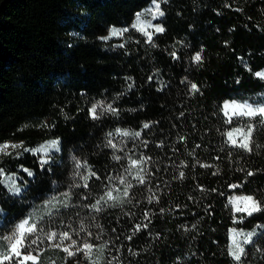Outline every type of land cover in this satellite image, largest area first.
<instances>
[{"label": "trees", "instance_id": "obj_1", "mask_svg": "<svg viewBox=\"0 0 264 264\" xmlns=\"http://www.w3.org/2000/svg\"><path fill=\"white\" fill-rule=\"evenodd\" d=\"M150 2L0 0V143L27 148L59 140L43 166L23 149L0 157V168L19 174L23 187L14 194L0 177L1 228L9 233L44 201L71 190L68 206L48 221L89 229L96 245H105L94 250L98 264H237L228 249L233 228L256 229L240 264H264V211L234 221L228 202L252 195L264 208V125L259 117L229 124L222 111L231 98L264 103V79L255 76L264 68V0H159L165 31L148 43L131 23ZM113 26L129 30L100 39ZM99 102L117 111L97 108L93 119L89 110ZM249 122L257 126L251 152L226 142L230 126ZM117 129L140 136L121 146L108 135ZM73 157L96 173L87 188L76 173L88 169H77ZM147 157L145 182H129V160ZM129 183V195L102 211L86 207ZM42 248L51 254L40 264H89L83 254L66 260L47 240Z\"/></svg>", "mask_w": 264, "mask_h": 264}, {"label": "snow or ice", "instance_id": "obj_2", "mask_svg": "<svg viewBox=\"0 0 264 264\" xmlns=\"http://www.w3.org/2000/svg\"><path fill=\"white\" fill-rule=\"evenodd\" d=\"M153 8H149L146 11H148L153 19H156L157 16H163L164 12L160 8L159 0H151ZM144 15L143 12L136 14V20L135 23H133L132 27L135 28L137 31L141 32L144 36L147 37V42L152 43V35L153 33L148 31L149 28H154V31L156 33H162L165 31L164 27L162 25H152L150 22L147 24L145 21L141 19V17ZM128 28H116L112 27L110 29V33L108 36L100 37L102 40H109L112 37H123L124 33L127 32ZM119 47H124L123 44H120ZM173 58L176 57V53H171ZM195 62H200L202 60V56L200 53H196L193 57ZM255 76L261 79H264V71H259L255 73ZM131 87V85H129ZM191 90L195 93L199 91V88L196 84H191ZM97 108L102 109V113L104 111L113 112L115 113L117 109L113 108L111 104L105 106L103 102H99L97 104H94L90 110L89 114L93 119H98L99 116L97 115ZM222 111L224 112V115L227 117V123H232V117H247L249 121L255 120L257 117L260 118L259 123L264 125V104L258 105L253 107L250 104H238L235 101L233 102H225ZM101 113V114H102ZM144 128H149V124H144ZM120 132L123 136H128L129 133L127 131L121 132L120 130H117ZM257 131L256 124H253L249 122L243 127H236L233 128L224 135L227 137V143L231 144L234 147L242 148L248 152L252 151L253 146V134ZM109 136H112V133L108 134ZM131 135H134L136 137L140 136V132L132 133ZM183 139V138H182ZM146 144V142H145ZM108 145L115 148L116 145L112 144L111 140L108 141ZM59 146L58 140H51L46 142L45 144H41L37 148H25L22 143L20 144H10L7 142L0 143V154L11 156L12 152L9 151V149L16 150V149H23L25 152H31L32 154L37 153H43L47 154L50 149L55 148L57 151ZM198 147V146H197ZM20 153H17L19 155ZM113 159L120 160V156H114ZM151 159L150 157L144 158V159H133L131 160V163L129 165L128 169H125V171H130L132 168L139 169L137 172V180L139 183L143 184L144 177L140 175V172L143 171V168L141 167L142 164L146 163L147 160ZM219 159V157H217ZM73 160L75 161V167L77 169L80 168H86L88 169V172L86 175H81L80 172H77V176H81V179L84 181L83 187L87 188L90 177H95L96 173L92 172L90 168H88L87 161L81 162L79 160H76L75 157H73ZM41 166L48 163L47 159H41L40 161ZM202 167H211V165H201ZM21 168L24 172H26L29 176L33 175V173L27 169L23 168L21 165ZM214 175L216 173H213ZM4 169L0 168V176H4ZM248 175H254L252 172H248ZM180 178L184 177V173L180 172L179 174ZM99 179V177H96ZM6 179L11 180L12 183L10 185V190L19 193L20 188L16 187L15 180L13 177L9 176L6 177ZM109 181H111V177H108ZM121 184H125V180L123 177L117 178ZM80 185L74 184L73 187H79ZM132 185L129 183L124 189L123 196L127 197L129 195L128 188H131ZM231 188H238L240 185H230ZM203 191V189H201ZM113 191H118V189H109L105 191L96 201L95 203L91 205H86V207H90L96 212L102 211V204L106 205L109 201H116L119 200V196L113 195ZM60 196L63 197V199H60ZM60 196H53L49 201L46 202L47 205H56L60 204L64 207L68 206V201L71 198V190L68 192L61 193ZM85 199L87 197H84ZM152 198H149V202L151 203ZM229 203L233 205L234 211L236 213H241L243 216H252L256 212L264 211V208L261 206V201L257 200L254 196L248 195V196H237L232 197L229 199ZM163 211V209H161ZM48 215L51 216V211L48 212ZM148 214L145 213V218H147ZM243 218V217H242ZM30 219L33 220V222L30 223ZM70 227V226H69ZM144 228H147V224L143 225ZM141 225L137 224L135 226L134 231H140ZM80 231H86L83 225L80 227ZM115 231V230H113ZM73 233L76 234V236H79V232H76L75 229H72L71 231H57V230H49L47 232L44 231L42 227H38L37 223L35 222L34 218H28L25 219L23 222L19 223L15 230L9 234L0 237V242H3V244L6 245V247L0 248V264H40V257L44 251V249L41 247L43 245L44 241H48V247L49 248H57L62 250L66 254V260L67 258L76 257L80 254H83V258L86 259L89 264H98L97 260L93 259V253L94 250L97 248H103L105 245H95L91 243L88 239L79 240L73 238ZM231 246L229 249V255L233 258L234 261L237 262V264H240L242 261V257L245 255V249L241 246L238 237L240 235H243V233L237 231L236 229L231 230ZM254 233H248L245 235V243H251V236ZM86 235L88 237L92 236L91 232H86ZM99 237H97L98 239ZM129 240L132 239L131 236L128 237ZM67 242V243H65ZM131 252L132 250L129 249ZM135 255V253H133ZM112 259H118V257H113ZM76 264H80L79 261H76ZM108 264H112V261L109 260Z\"/></svg>", "mask_w": 264, "mask_h": 264}, {"label": "rangeland", "instance_id": "obj_3", "mask_svg": "<svg viewBox=\"0 0 264 264\" xmlns=\"http://www.w3.org/2000/svg\"><path fill=\"white\" fill-rule=\"evenodd\" d=\"M153 7H154V6H153L152 3L150 2L148 5H146L145 7H143V8H142L139 12H137V13H140V12H143V13H144V15L141 17V19H142L143 21H145L146 24H147L148 22H150L152 25H161V24L158 22V20H159V18H160L161 16H157L156 19H153V18H152V15H151L148 11H146L147 9H149V8H153ZM137 13H136V14H137ZM135 20H136V15H135V17H134V19H133V22L131 23V28H133L132 25H133V23H135ZM113 27L123 29L122 27H117V26H113ZM111 28H112V27H111ZM111 28H110V29H111ZM110 29L107 31L106 34H104V35L101 36V37L108 36L109 33H110ZM133 29H135V28H133ZM135 30H136V29H135ZM148 31L152 32L153 35L156 34V32L154 31V28H149ZM153 35H152V36H153ZM145 37H146V36H145ZM112 38H122V37H112ZM260 71H264V68L261 69ZM233 101H235V102L238 103V104H250V105H252L253 107L258 106V105H261V104H264V103H254V104H252V103H249V102H247V101H241V100L236 99V98H231V99H228V100H226V101L223 102V104H222V108H223L225 102H233ZM236 117H237V116H233V117H232V120H233L234 118H236ZM243 126H245V125H243V124H242V125H241V124H235V125L230 126L229 129H228L227 131H229V130H231V129H233V128H236V127H243ZM117 130H120L121 132H123V131H127V132L129 133V135H128V136H123V135H121L120 132H118ZM117 130L114 131V133H113V137L117 140L116 142H119V144H120L121 146H126L127 143H128V138L131 136L132 132L129 131V130H123V129H117ZM51 140H58V139H50V140H47V141H45V142H43V143H41V144H45L46 142L51 141ZM58 141H59V140H58ZM7 143H10V144H20L19 142H7ZM41 144H40V145H41ZM40 145H37V146H34V147H27V148H29V149L37 148V147H39ZM58 149H59V146H58ZM9 151H13V150H12V149H9ZM52 151H57V149L52 148V149L49 150V152H48L47 154H49V153L52 152ZM47 154L45 155V154H43V153H37V155L39 156L40 160H41V159H47ZM2 155H3V154H0V157H1ZM131 160H133V159H130V160H129L128 168H129V165H130V163H131ZM138 171H139V169H136V168H132L130 171H128V181H129V182L132 181L133 179H137L136 177H137V172H138ZM4 173H5V172H4ZM9 176H11V177L14 178V180H15V185H16V187H19V188H20V192H21V190H22V188H23V187L19 184V180L21 179V176H20L19 174H17V173H10V174L5 173L4 176H0L3 185L6 186V187L8 188L9 191H11V190H10V185H11L12 181L6 179V177H9ZM110 189H118V191H113V195H115V196H119L120 199H122V198L124 197V196H123V192H124L125 187H123V185L113 186V187H111ZM11 192L14 193V194H18V193H15V192H13V191H11ZM20 192H19V193H20ZM57 196H60V195H57ZM237 196H248V195H237V194H234V195H231V196L229 197V199L232 198V197H237ZM50 199H51V198H50ZM50 199L44 201V202H43L38 208H36L33 212H31L26 218H24L23 220H21L19 223L23 222L25 219H28V218H34V220H35V222L37 223L38 227H42V228L44 229L45 232H47V231H49V230L71 231L72 229H75L76 232H79V236H76V234L73 233V238H74V239H79V240H81V241L84 240V239H88L91 243H93V244L96 245V239H95V237H94L93 235H92L91 237H88V236L86 235V232H90L89 229H86V231H80V227H79V228L71 227V225H70L69 223H65L64 225L61 224V225H59V226H55V225H53V224H50L49 221H48V218H47V216H48V212L51 211V213H52V212H55V211H57V210H60V209L64 208V206H63V205H60V204H56V205H54V206H53V205H47L46 202L49 201ZM60 199H63V197L60 196ZM120 199H119V200H120ZM229 199H228V202H229ZM119 200H116V201H119ZM109 202H111V201H109ZM68 203H69V201H68ZM229 204H230V203H229ZM230 206H231L232 211H233V213H234V215H235V216H234V221H238V220L240 219V218H239V215H240L241 213H236V212L234 211V208H233V205H232V204H230ZM2 216H3V211L0 209V237L11 234V233L15 230L16 226L19 224V223L16 224L15 227L12 228V230H11L9 233H4L5 228H1V224H2ZM31 222H33V220L30 219V223H31ZM69 226H70V227H69ZM233 229H236L237 231L243 233V235H240V236L238 237L239 242H240V244H241V246H242L243 248L245 247L246 244H248V243H245V239H244L245 235L248 234V233H254V234L251 236V239H252V237H253V236L255 235V233H256V229H251V230H244V229H237V228H233ZM231 230H232V229H230V231H229V246H228V249H230V246H231V243H232V240H231V235H232ZM2 233H3V235L1 236ZM65 243H67V242H65ZM43 244H44V243H43ZM3 247H6V245L3 244V242H0V248H3ZM41 247H42V245H41ZM55 249H56V248H54V250H55ZM51 250H53V249L51 248ZM46 252H47V251H46ZM46 252L43 251V253H42L40 259L46 258L48 255L51 254V253H46ZM49 252H51V251H49Z\"/></svg>", "mask_w": 264, "mask_h": 264}]
</instances>
